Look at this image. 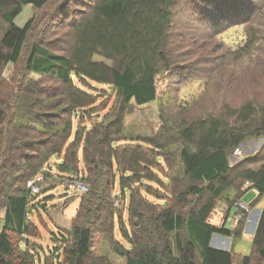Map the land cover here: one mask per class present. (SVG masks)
<instances>
[{
  "label": "trees",
  "instance_id": "trees-1",
  "mask_svg": "<svg viewBox=\"0 0 264 264\" xmlns=\"http://www.w3.org/2000/svg\"><path fill=\"white\" fill-rule=\"evenodd\" d=\"M178 2L94 0L72 27L67 54L52 52L43 44H35L29 53L26 68L57 80L58 89L39 86L37 82L21 88L15 112L10 116L1 73L6 65L19 62L34 26V19L24 25L17 19L28 5L40 9L54 1L0 0V23L6 26L0 36V201L6 199L0 231L2 263L36 264L35 255L20 250L12 238L13 234H32L29 212L33 195L27 182L42 172L52 155L62 152L65 157L59 163L60 170L78 176V153L83 144L84 175L80 181L87 183L89 190L82 193L71 230L62 234L61 264H111L107 256L92 254L95 231L111 236V252L125 257L126 264H235L233 251L216 248L211 242L214 234L236 238L242 235V229L232 230L227 222L232 212L238 211L235 202L243 197L232 202L222 225L211 223L210 217L219 199L229 200L225 192L238 178L249 181L250 189L258 193L250 206L264 197V161L257 168L247 166L254 161L237 168L230 163L237 147L249 138L264 135V95L239 106L226 105L219 115L210 113L177 127L175 133H170V142L167 137L160 138V131L159 138L147 137L143 144L121 143L131 102L144 105L158 99V75L182 63V40L174 30ZM250 11L240 10L232 16ZM254 42L249 38L240 48L247 52ZM95 56L110 63L97 61ZM74 77L82 82L111 85L120 104L114 114L90 128H78L68 144L73 135L72 116L78 115V109L86 111L96 103L95 96L78 87ZM34 107L38 108L36 112ZM6 121L10 125L7 132L3 129ZM176 145L185 181L180 189L173 184L171 204L150 201L143 190L167 200L146 182L155 181L164 187L155 170L161 171L159 159L167 161L170 147ZM117 179L122 201L130 192L131 230L121 216L118 220L129 248L114 237L119 213L118 197L114 195ZM16 180L25 182L22 189L12 187ZM247 213L240 221L247 218ZM253 236L254 250L244 255L240 264H264V208Z\"/></svg>",
  "mask_w": 264,
  "mask_h": 264
},
{
  "label": "rangeland",
  "instance_id": "rangeland-1",
  "mask_svg": "<svg viewBox=\"0 0 264 264\" xmlns=\"http://www.w3.org/2000/svg\"><path fill=\"white\" fill-rule=\"evenodd\" d=\"M53 1L54 3L40 9L28 5L17 19L20 25L34 19V26L19 62L6 65L1 73L3 92L10 103V116L15 112L16 98L21 88L37 82L39 86L58 89L60 83L57 80L37 75L26 68L29 53L35 44H43L52 52L67 54L72 27L89 11V6H92L94 0ZM249 9L251 11L244 12L246 14L232 16L240 10ZM5 27L0 23V36ZM174 28L182 40L179 51L182 63L175 69L163 71L158 75V99L144 105L131 102L130 112L125 116L124 140L121 143L143 144L142 140L147 137L159 138L160 131V138L167 137V142H170V133H175L177 127L204 118L210 113L219 115L226 110V105L239 106L250 98L264 95V0H179L174 8ZM249 38L255 42L251 44L250 50L244 52L246 48L241 49L240 46L244 47ZM94 59L110 63L101 56H95ZM74 82L81 89L92 93L96 103L86 108V111L78 109V115L72 116L73 135L68 144L73 141L78 128H82V131L90 128L108 114H114L120 104L115 89L109 84L92 80L82 82L77 77H74ZM37 109L34 107L33 111L36 112ZM9 127L6 121L3 125L5 132ZM179 145L170 147L167 161L159 159L161 171L155 170L164 182V187L155 181L146 182L168 201L156 198V193L149 194L143 190V194L150 201L171 204L174 201L171 196L173 184L177 185L178 189L182 187L185 178L182 164L178 163ZM83 146L81 144L78 153V176L60 170L59 163L65 157L64 152L52 155L44 163L42 172L38 173L45 174L39 183L40 192L31 196L29 219L32 223V234L12 236L15 246L35 255L36 264H61L64 260L62 234L71 230L81 202L82 192L73 183L80 181L84 175ZM240 147L241 154L233 153L230 158L233 167L254 161L247 166L257 168L264 161V135L249 138ZM172 165H175V168L171 169ZM24 183L22 180H16L12 187L15 190L22 189ZM250 190L247 182L236 179L232 187L225 192L229 200L217 201L210 222L222 225L233 201L241 197L245 203L254 200L257 192L253 191L245 197ZM114 195L118 197L116 204L119 212L115 217L114 237L129 248V243L120 232L118 220L121 216L131 230L128 211L130 192H126V200L122 201L118 179ZM5 202L3 197L0 201V212H3L0 231L6 214ZM258 203V208L264 206V197ZM256 204H251V210L244 221L227 222L232 230L242 229L240 237L217 234L212 239L214 247L233 251L235 264H240L242 257L250 255L254 250L253 234L260 213L257 210L252 211ZM110 247L111 236L95 231L92 254L95 257L107 256L111 264H126V258L111 252ZM102 263L106 262L101 261Z\"/></svg>",
  "mask_w": 264,
  "mask_h": 264
},
{
  "label": "built area",
  "instance_id": "built-area-1",
  "mask_svg": "<svg viewBox=\"0 0 264 264\" xmlns=\"http://www.w3.org/2000/svg\"><path fill=\"white\" fill-rule=\"evenodd\" d=\"M234 154L235 155L241 154V147H237L234 151ZM44 177L45 175L40 173L34 176L32 179H30L27 182V188L29 189V192L31 195H36L40 192L39 183L44 179ZM73 184H75L77 188L80 190V192L82 193H86L89 190V185L87 183H82L81 181H78V182L75 181ZM247 184L250 185V182L247 181ZM234 206L238 211L232 212L231 223L239 222L245 217V213L251 210L249 203H245L243 200H238L237 202H235ZM2 217H3V212L1 211L0 212V223H1ZM0 264H4V263L0 261Z\"/></svg>",
  "mask_w": 264,
  "mask_h": 264
},
{
  "label": "crops",
  "instance_id": "crops-1",
  "mask_svg": "<svg viewBox=\"0 0 264 264\" xmlns=\"http://www.w3.org/2000/svg\"><path fill=\"white\" fill-rule=\"evenodd\" d=\"M254 190H250V192L248 193V194H246L245 195V197H247V196H249L250 194H252V192H253ZM255 192V191H254ZM258 205H259V203H257L256 204V206H254V208H253V210L252 211H262V209L264 208V206H262L261 208H258ZM258 215V214H257ZM259 216H260V213H259V215L257 216V221H258V219H259ZM256 224H257V222H256Z\"/></svg>",
  "mask_w": 264,
  "mask_h": 264
},
{
  "label": "water",
  "instance_id": "water-1",
  "mask_svg": "<svg viewBox=\"0 0 264 264\" xmlns=\"http://www.w3.org/2000/svg\"><path fill=\"white\" fill-rule=\"evenodd\" d=\"M260 212H261V211H260ZM216 235H217V234H214L213 237L216 236ZM212 239H213V238H212Z\"/></svg>",
  "mask_w": 264,
  "mask_h": 264
}]
</instances>
